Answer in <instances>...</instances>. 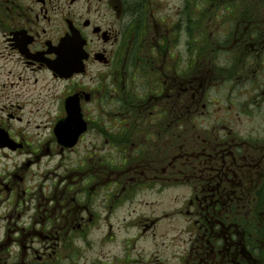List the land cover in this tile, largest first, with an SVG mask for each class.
<instances>
[{
  "label": "flooded vegetation",
  "instance_id": "obj_1",
  "mask_svg": "<svg viewBox=\"0 0 264 264\" xmlns=\"http://www.w3.org/2000/svg\"><path fill=\"white\" fill-rule=\"evenodd\" d=\"M0 74L11 89L24 74L44 78L54 99L28 121L25 105L0 108V151L27 159L0 201L23 224L35 196L34 220L51 222L15 224L21 264L82 257L69 244L97 221L112 232L128 203L133 239L183 222L150 254L165 256L143 264H264V0H0ZM171 189L178 205L168 209ZM8 228L0 264H16ZM39 238L47 257L32 247ZM125 254L106 261L138 263Z\"/></svg>",
  "mask_w": 264,
  "mask_h": 264
},
{
  "label": "rangeland",
  "instance_id": "obj_2",
  "mask_svg": "<svg viewBox=\"0 0 264 264\" xmlns=\"http://www.w3.org/2000/svg\"><path fill=\"white\" fill-rule=\"evenodd\" d=\"M5 82L8 83L10 82V80L0 74V108L6 105H25L23 113H25L26 121H28L29 119H33L29 113L31 111H36L37 109L38 118L47 117L50 111L49 105H53L54 99L51 95L46 79L40 78L39 83L34 84L32 76L24 74L23 78L19 80V84L15 87V89L3 86ZM5 115L6 113L0 109V123L5 122L6 120L8 121V119L4 118ZM2 153L3 152L0 151V155H2L0 156V189L5 191V186L2 185L3 181L9 178L12 172H14L18 167H22V163L27 159L25 157H14L12 159V155H5V153L3 155ZM34 170L36 171L35 168ZM49 190L50 188L45 189L44 191L49 195ZM40 194L42 193L40 192ZM148 195L150 198L154 197V195ZM176 197V190H168L167 193L165 192L163 196V200L166 202V204H163L162 206L164 207V205H166L168 209L174 208L178 205V202L175 204V200H177ZM29 204L26 205L25 211L28 209V207H31L33 209L30 211L27 210L28 214L24 219H27L28 221L22 224V222L19 221L18 213H15V209L17 208L16 204H6L4 201H0V240L5 241L7 239L8 235L5 234V230L7 229L8 225V231H12L9 235L12 237V241L9 246L11 245L12 254H15L16 264L22 263L21 257L18 258V253L21 248L19 247V240L23 238V233L21 230H19V228L16 227L15 224H18L20 227H26L27 229L35 228L42 231H45L51 225V222L48 223V219L39 218L36 221L34 220L36 210L34 207L36 204L35 196L29 199ZM132 209L133 205L128 203V205L122 206L116 212V219L112 222L114 224V229L112 232H110L109 230V223L105 221H97L89 231V233H91H88V240H82L80 242L76 241L74 246H72V244H69L71 245V247H80L82 249V257L77 256L74 258L73 256H66V260L64 261L66 262L65 264H99L102 260L108 259L112 253L124 257L126 255L125 253L128 251L132 254L131 256L138 259V261L136 260L138 262L136 264H143L142 262L146 261L147 257L152 262L159 259L157 256L164 257V251L157 252L152 256H150V254L156 250V242L159 240L158 238H160L162 234H166L165 232L168 227L174 229L183 225L181 218L175 216V219L173 221H164L163 223H161L164 226L158 227V230L156 231L157 236H153L154 231L152 230L154 227H151L147 230V233L152 231L151 234H149L145 238L137 240V238L133 239L132 229L124 228L125 220H131ZM46 210H48L47 205L41 206L39 211L42 215L44 211L46 212ZM17 231H19L20 234L15 233ZM110 233H113L112 235H114L112 241L106 246H102V239L105 236H108ZM172 234L176 235L177 233L171 232L166 234L162 241L166 242L169 235ZM63 235L64 231L62 230V238ZM31 239V236H27V238L22 241L23 245H27L28 241ZM43 240L44 239L39 238L36 239L34 243H31L33 249L36 251L38 258L40 256L47 257L48 253L51 251V243L48 241L44 242ZM182 240L184 244V242L187 240L186 234L182 235ZM182 240L180 242H175L182 245ZM57 245L58 244H56V246ZM116 262L117 261H115V263ZM106 263L112 264L111 259L106 261ZM117 264L124 263L118 262Z\"/></svg>",
  "mask_w": 264,
  "mask_h": 264
},
{
  "label": "water",
  "instance_id": "obj_3",
  "mask_svg": "<svg viewBox=\"0 0 264 264\" xmlns=\"http://www.w3.org/2000/svg\"><path fill=\"white\" fill-rule=\"evenodd\" d=\"M69 124V121H62V122H60L59 124H58V126H57V129H56V131H57V135H58V137H59V140L61 141V142H63L64 144H68V142L64 139V133H65V129L67 128V125ZM2 142V141H1ZM1 145V144H0Z\"/></svg>",
  "mask_w": 264,
  "mask_h": 264
}]
</instances>
